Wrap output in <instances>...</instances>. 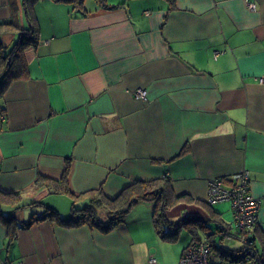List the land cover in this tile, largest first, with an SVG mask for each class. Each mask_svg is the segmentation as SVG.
Returning <instances> with one entry per match:
<instances>
[{
  "label": "crops",
  "instance_id": "0c3cea01",
  "mask_svg": "<svg viewBox=\"0 0 264 264\" xmlns=\"http://www.w3.org/2000/svg\"><path fill=\"white\" fill-rule=\"evenodd\" d=\"M31 17L26 73L0 95V264H179L194 234L162 238L151 201L108 231L32 221L43 208L19 206L41 200L65 217L73 201L164 180L178 202L170 220L214 216L234 232L231 202L208 204L209 182L246 171L262 199L248 234L263 250L264 0H36ZM29 22L24 0H0L4 47Z\"/></svg>",
  "mask_w": 264,
  "mask_h": 264
},
{
  "label": "trees",
  "instance_id": "16d2710c",
  "mask_svg": "<svg viewBox=\"0 0 264 264\" xmlns=\"http://www.w3.org/2000/svg\"><path fill=\"white\" fill-rule=\"evenodd\" d=\"M24 1L26 12L30 18L29 27L20 31L17 40L13 43L10 49L4 47L0 40V95L2 91H4L6 81L19 78L26 73L27 59L24 50L26 47L37 42L38 28L31 17L32 6L36 0ZM66 1L72 2L79 7H82L84 3V0ZM9 25L16 26L15 23H10ZM3 111L4 109L0 105V117L3 114ZM65 181L66 178L64 175L62 183ZM56 187L61 188V183L60 185L58 183ZM141 200H148L153 203V222L162 238L175 240L178 238L182 229L188 228L194 234L193 241L201 240L195 234L197 229H201L207 235L206 240H209V242L212 243L213 251L215 249L219 253L221 259L232 262L245 261V264H264V248L259 251L256 245V235L250 236L248 234L252 228L243 232L240 230V233L248 235L249 239L252 241L253 253L249 256L245 249L246 245H243L238 251L224 248L222 245L223 240L222 243L220 241L218 243V240L216 241L215 235L218 233L220 234V239H224L222 234L225 227L222 228L223 222L219 221L214 216L210 219L190 216L177 221L170 220L167 211L174 207L178 202L175 201V196L170 189L169 183L164 180L135 181L127 186L115 200H107L104 196H94L90 199L89 203L82 206H78L75 201H73L71 214L65 217L61 216L55 207L46 204L41 200L29 201L19 207H26L29 205L43 208L42 213L36 214V216L33 215L34 217L31 218L32 221L56 219L61 224L70 226L87 223L91 226H97L104 231H108L123 222L131 207ZM102 205L108 208L107 220H103L98 214L97 208ZM211 222L218 223L211 224ZM254 230L252 231L254 232Z\"/></svg>",
  "mask_w": 264,
  "mask_h": 264
},
{
  "label": "built area",
  "instance_id": "2783aa9c",
  "mask_svg": "<svg viewBox=\"0 0 264 264\" xmlns=\"http://www.w3.org/2000/svg\"><path fill=\"white\" fill-rule=\"evenodd\" d=\"M250 9H254L256 6L253 2L248 4ZM257 80L260 83H264V74L258 76ZM136 98L146 99V89H136L134 91ZM231 183L227 184L222 178H214L209 182L207 202L215 204L220 201H230L234 221L236 224V231L232 232L225 226L223 230V236L225 240L239 239L245 246L247 255L251 256L253 253L252 241L248 235H243L240 230L246 231L254 226L257 221L258 211L262 202L261 198L254 197L249 190V173L242 172L234 174L231 177ZM223 239L219 241L222 243ZM218 241V242H219ZM223 244V243H222ZM156 258L151 256L148 260V264H154ZM18 264H25L23 261ZM179 264H245V261H229L216 258L214 259L213 246L209 240H196L192 241L187 247L184 248L180 257Z\"/></svg>",
  "mask_w": 264,
  "mask_h": 264
},
{
  "label": "rangeland",
  "instance_id": "374dc122",
  "mask_svg": "<svg viewBox=\"0 0 264 264\" xmlns=\"http://www.w3.org/2000/svg\"><path fill=\"white\" fill-rule=\"evenodd\" d=\"M90 1V0H89ZM100 217H102L104 220H107V217H106V215L104 216V214H101V216ZM230 218V217H229ZM173 219H175V218H173ZM176 219H178V218H176ZM201 233V235L203 236V237H205V233H203V232H200ZM190 239L191 238V231L188 229V228H184L183 230H182V232H181V236H180V239H179V241L176 243V244H182L183 243V241L185 240V239ZM191 240V239H190ZM189 240V241H190ZM227 241V240H226ZM232 244H235V246H237V245H239L240 244V240L239 239H234V240H232L231 242H230V244L229 245H232Z\"/></svg>",
  "mask_w": 264,
  "mask_h": 264
}]
</instances>
